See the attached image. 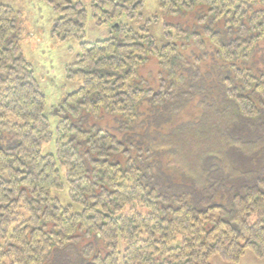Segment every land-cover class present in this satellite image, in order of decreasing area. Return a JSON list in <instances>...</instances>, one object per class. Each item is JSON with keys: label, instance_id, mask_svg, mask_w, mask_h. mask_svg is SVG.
Listing matches in <instances>:
<instances>
[{"label": "trees", "instance_id": "trees-1", "mask_svg": "<svg viewBox=\"0 0 264 264\" xmlns=\"http://www.w3.org/2000/svg\"><path fill=\"white\" fill-rule=\"evenodd\" d=\"M44 1L57 13L51 34L61 41L83 37L88 11L96 25L116 23V36L81 41L66 66L81 85L56 109L55 152L43 154L52 138L45 94L19 44V12L0 3V264H45L53 249L93 235L105 251L98 246L86 264H119L120 243L123 264H209L213 254L237 261L245 249L264 256V175L241 189L219 188L226 194L218 197L199 179L181 186L156 176L162 172L151 159L158 149L136 108L149 97L161 102L165 81L157 92L134 82L148 56L161 74H174L182 45L191 41L206 51L207 37L223 62L220 97L242 120H257L264 112V62L256 71L243 66L264 44V0H157L168 14L195 9L200 20L210 17L226 29L173 26L160 47L149 21L140 31L120 21L140 19L145 0H91L88 10L80 0ZM104 115L116 125H80ZM65 186L80 210L52 195Z\"/></svg>", "mask_w": 264, "mask_h": 264}, {"label": "rangeland", "instance_id": "rangeland-1", "mask_svg": "<svg viewBox=\"0 0 264 264\" xmlns=\"http://www.w3.org/2000/svg\"><path fill=\"white\" fill-rule=\"evenodd\" d=\"M80 1L88 10L91 0ZM0 3L19 12V44L25 58L32 65L41 91L45 94V111L52 132L51 140L42 144L41 152L54 153L55 128L61 117L56 109L67 94L76 91L81 85L79 78L68 77L66 66L75 62L81 41L94 42L116 36V23L96 25L88 11L83 37H69L61 41L51 34V25L57 13L48 2L0 0ZM141 13L142 17L138 20L122 16L120 21L136 31H140L141 26L149 21L148 33L157 47L166 43L164 31L167 28L174 29L173 26L201 32L206 27L218 31L226 30L221 23L211 22L210 17L200 20L203 14L197 13L195 9L182 10L175 15L168 14L158 7L157 0H145ZM203 39L207 46L206 51L199 50L191 41L182 45L179 50L180 64L174 74H161L156 59L153 56L147 57L140 65L134 82L157 92L165 81L166 95L158 103H152L150 97L146 98L137 106L136 111L138 124L143 119L146 121L144 129L147 130V140L154 146V150L158 149L151 159L152 165L158 166L162 172L156 176L166 175L181 186L199 179V183L211 185L218 197L225 193L223 188L241 189V186L250 185L258 178H263L264 112L253 122L242 120L233 104L220 97L219 79L225 73L220 71L219 66L223 62L214 55L208 38ZM263 47L264 44L258 47L250 63L243 66L238 61V66L253 68L254 71L258 66H263ZM229 75L232 77V72ZM232 83L234 87L241 89L234 77ZM113 120L112 117L104 115L98 119L87 120L85 125L81 122L80 125L86 128L92 125L104 127L112 124ZM141 130L142 128L137 127L133 129L135 133ZM233 144L236 147L229 150V146ZM220 165H223L222 168ZM51 192L63 205L71 203L73 211L80 210V206L72 203L66 186L62 190L55 189ZM195 197L198 198V195L195 194ZM88 237L62 249H53L45 264H86L98 246L104 249V243L98 241L94 235ZM123 248L124 244L120 243L119 264H123ZM208 263L264 264V256L258 257L250 249H245L237 261H228L213 254Z\"/></svg>", "mask_w": 264, "mask_h": 264}]
</instances>
